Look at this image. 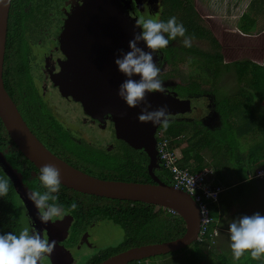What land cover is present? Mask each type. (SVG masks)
<instances>
[{
    "label": "flooded vegetation",
    "instance_id": "af4514ba",
    "mask_svg": "<svg viewBox=\"0 0 264 264\" xmlns=\"http://www.w3.org/2000/svg\"><path fill=\"white\" fill-rule=\"evenodd\" d=\"M83 1L21 0L23 13L18 15V23L10 30L8 25L11 58L7 61L4 83L30 129L49 150L74 167L105 179L104 171L99 169L107 170L109 177L122 175L116 166L99 164V152L116 157L124 154L129 144L117 138L111 115H105L103 119L95 118L84 110L81 102L66 94L67 85L58 71L59 64L67 59L60 44L65 21ZM119 2L132 18L143 16L142 0ZM160 54L161 63L165 55ZM189 99L191 101L193 98ZM205 110L206 113L198 118L207 126L219 125V116L213 109L212 99L208 98ZM187 114L171 118H187ZM25 160L11 143L1 146L0 170L16 187L22 208L23 228H28L30 232L38 231L49 242L55 241L53 252L44 257L43 264L102 262L104 259L101 260V255L116 246L112 244L124 234L118 218L120 206L109 211L97 195L79 192L61 183L57 202L64 207L65 214L63 218L44 224L38 217V209L27 195L30 190L45 191L39 180L40 169L33 168ZM162 166L160 162L155 172L157 177L164 180ZM149 176L153 182L152 176ZM143 182L149 180L145 178ZM73 202L78 205L74 211L71 210Z\"/></svg>",
    "mask_w": 264,
    "mask_h": 264
},
{
    "label": "trees",
    "instance_id": "16d2710c",
    "mask_svg": "<svg viewBox=\"0 0 264 264\" xmlns=\"http://www.w3.org/2000/svg\"><path fill=\"white\" fill-rule=\"evenodd\" d=\"M159 1L162 6L159 20L166 22L172 16L177 17V20L182 22L186 27L187 35L192 36L193 40L198 39L209 42L212 48L211 51H205L195 45H192L190 48L184 45H171L159 52L161 53L160 56L165 55L164 60L171 64H177V61L183 60L184 57L188 55L190 56V63L197 65L207 76L206 78L192 77L187 83L174 86L172 89L178 93L180 98H198L203 96L205 93L202 89L203 83H210L213 86L211 89L212 95L215 97L217 96L216 102L213 103V109L219 116V125L210 127L204 124L203 120L198 117L193 118L189 116L187 118H173V122L168 128H159V131L163 132V137L171 138V145L173 148H178L180 150L182 154V158L179 161L180 166L187 167L192 172H199L211 165L205 155L207 150L212 151L215 156V154L221 151L223 145H227V152L231 151L230 147L234 149L231 140L236 139L237 133H248L259 129L264 130V117H256L257 111L254 107L257 99L264 105V61L259 59L225 60L222 53L223 45L221 41L223 30L220 19H213L212 28L205 26L201 22V18L208 16V11L202 7L199 0ZM258 1L261 4L259 9L264 12V0H251L249 6L251 5L258 9ZM21 3V0L12 1V14L9 17L8 23L9 30L18 23V21H16L18 15L23 13ZM257 22V18L246 10L240 17L239 29L245 34H250L256 29ZM9 38L10 36L8 35L3 74L4 79L7 61L11 58V53H9ZM182 39L183 38H177V40ZM177 40L170 41V43H174ZM229 72L235 74L237 86L233 91L231 99L220 98L222 95H220L217 79H220L224 73ZM5 87L7 89L6 84ZM208 98H210L209 95ZM188 115L189 114H187V116ZM261 134H264V132ZM262 139L263 140L253 148L249 155L250 163L252 164L250 169L251 177L257 175L260 167H264V135ZM9 143H11L18 153L26 159L25 161L28 164L38 170L35 164L26 158L18 149L0 118V148L2 145ZM142 151L144 152L143 154ZM142 151L127 145L125 153L117 155L116 157L105 154L104 152H99L100 160L98 163L101 165L116 166L122 176L109 177L106 174L108 172L107 170H99L104 171L103 174H105V179L143 182L146 178L149 182H152L147 173L149 157L144 150ZM94 156L99 155L95 154ZM134 157L136 158L133 159ZM9 160L12 161L11 158H9ZM162 170L163 179L166 182H171L170 172L165 170L163 166ZM216 173L219 175L218 173H220V171L216 170ZM250 176H245V180H243L242 183L231 188L234 189V193L237 188L240 190L244 188ZM0 177L9 179L1 170ZM227 186L229 187V185ZM97 197L102 200L103 204H105L104 207L109 211H114L118 205L120 206L121 214L118 218H120L119 221L124 228V236L121 242L114 247H110L111 250L107 249L103 255H101V260L130 247L159 243L178 238L182 236L186 230L184 219L167 208L141 201L113 199L101 196ZM219 204L220 203H213L210 205L211 216L214 219L210 226L211 233L216 229L218 222L222 220L224 213L220 212V207L222 210L226 207L222 202L220 205ZM23 226L22 208L18 193L15 185L11 181L7 196L0 197V234L10 231L19 234V232L24 229ZM215 238L216 236H208L205 242L196 240V242L190 246L181 249L180 251L189 249L187 252V264H264V260L252 259L250 253H246L239 261H236L233 260L229 253L226 254L221 251L216 252V245L213 244L216 240ZM169 254L170 253L155 257H164ZM155 257L133 261L129 264H149Z\"/></svg>",
    "mask_w": 264,
    "mask_h": 264
},
{
    "label": "water",
    "instance_id": "95a60500",
    "mask_svg": "<svg viewBox=\"0 0 264 264\" xmlns=\"http://www.w3.org/2000/svg\"><path fill=\"white\" fill-rule=\"evenodd\" d=\"M13 0H0V118L19 150L37 168L55 164L61 171V183L79 192L106 198L141 201L174 210L185 223L186 230L178 238L143 244L116 253L99 264H129L186 248L196 242L201 224L200 209L193 196L183 189L156 176L160 167L157 133L161 126L142 123L138 116L141 107L131 108L118 95L119 85L126 79L118 70L115 58L119 49L129 50L128 42L135 32L132 18L119 0H84L68 15L61 33L60 44L67 59L59 64V76L67 85L66 94L82 103L91 116L103 119L111 115L118 139L148 157V172L153 182L102 179L74 167L49 150L30 129L4 83V62L10 9ZM140 46L150 51L146 44ZM158 66L160 57L154 54ZM139 79V76L134 77ZM169 92V91H168ZM152 109L167 105L170 116L191 111L189 98L177 92L164 95L148 94ZM151 110V109H150Z\"/></svg>",
    "mask_w": 264,
    "mask_h": 264
},
{
    "label": "clouds",
    "instance_id": "9594fccd",
    "mask_svg": "<svg viewBox=\"0 0 264 264\" xmlns=\"http://www.w3.org/2000/svg\"><path fill=\"white\" fill-rule=\"evenodd\" d=\"M135 32L129 40V50L119 49L115 58L118 70L126 79L119 85L118 95L131 108L141 107L138 119L142 123L151 122L156 126L168 128L173 122L167 105L152 109L148 94L159 92L169 95L167 87L160 78L161 68L154 60V54L166 49L170 41L183 38L185 47H192L193 37L187 35V29L177 17L172 16L166 22L140 16L135 20ZM146 44L150 51L140 46ZM139 76L137 80L134 77ZM151 109V110H150ZM162 131L157 133V136ZM61 171L53 163L44 164L39 171V180L44 192L30 190L28 198L38 209L40 221L47 224L56 218H63L64 207L59 204L58 193L61 188ZM172 184V182H170ZM11 186L10 179L0 177V197H6ZM214 195V194H209ZM78 205L73 202L71 210ZM230 248L233 259L239 261L246 253L254 260H264V215L256 212L243 215L229 223ZM219 231L216 235H219ZM55 241L49 242L36 231L24 228L19 234L12 231L0 234V264H43L44 257L54 250Z\"/></svg>",
    "mask_w": 264,
    "mask_h": 264
},
{
    "label": "rangeland",
    "instance_id": "374dc122",
    "mask_svg": "<svg viewBox=\"0 0 264 264\" xmlns=\"http://www.w3.org/2000/svg\"><path fill=\"white\" fill-rule=\"evenodd\" d=\"M200 4L204 9L208 11V16L202 17L201 22L210 28H212V21L215 18L220 19L222 25V53L225 60H263L264 61V12L259 9L261 5L258 1L256 9L255 7L249 6L251 0H199ZM145 6V11L143 10ZM162 6L159 0H142V13L145 18L158 19L160 17ZM249 12L252 16L256 17L257 27L254 32L250 34H245L239 29L240 17L243 12ZM171 45H183L182 40H177ZM192 45H195L202 50L211 51L212 48L209 42L205 40H193ZM168 46V47H169ZM186 55V54H185ZM177 64H171L166 62L162 57L160 63L161 74L160 78L162 79L164 85L169 89H172L178 84L187 83L192 77L206 78L205 72L198 68L197 65L190 63V56L186 55L183 60L176 62ZM210 79V77H209ZM214 79V78H212ZM217 84L219 86L220 98H232L233 91L237 86V80L233 72L224 73L220 79H217ZM204 90V95L198 98H193L191 106L193 105L196 108H191L190 117H199L204 112L206 113L205 108L208 103V95L212 99V103L216 102L217 96L212 95L211 89L213 86L210 83H203L202 86ZM219 96V95H218ZM192 106V107H193ZM256 109V117H264V105L257 99L254 105ZM193 109V110H192ZM200 109V111H199ZM208 109V108H207ZM197 110V111H196ZM199 111V112H198ZM264 130H255L248 133H242L236 135V139L231 140V144L234 146V149L230 147L231 151L227 152V145H223L221 151L215 154L212 151L207 150L205 152L206 158L211 163L209 166L213 170V176L216 177V170H219L223 175L230 180L241 179L242 177L248 176V171H250L252 164L250 163V153L259 144L263 139L261 134ZM264 154V153H263ZM238 173V175L234 174ZM247 184L244 185L242 190L236 189L235 194L238 196V199L235 200L234 204L239 206L245 205L247 202L257 201L256 209L254 213L259 212L261 215H264V182H259L256 179H248ZM244 193V194H243ZM250 204H254L249 202ZM234 206V205H233ZM253 213V214H254ZM232 214L238 218L240 213L228 211L226 217L228 221L232 220ZM221 224L218 222V227L221 224V229L219 230V235L213 244L216 245V252L226 253L233 258L232 251L230 248V234L228 232L229 223ZM123 235L120 238H117L112 245L119 244L123 239ZM189 249L184 251L172 252L167 256H159L152 259L149 264H187V252ZM215 251V250H214ZM234 260V259H233Z\"/></svg>",
    "mask_w": 264,
    "mask_h": 264
},
{
    "label": "built area",
    "instance_id": "2783aa9c",
    "mask_svg": "<svg viewBox=\"0 0 264 264\" xmlns=\"http://www.w3.org/2000/svg\"><path fill=\"white\" fill-rule=\"evenodd\" d=\"M157 138L159 161L165 170L170 172L172 184L176 188L190 193L199 206L201 224L197 241L205 242L208 236H217L216 229L212 233L210 232V226L214 221L211 216L210 205L219 203L220 195L225 190V187L216 181V177L213 176V170L210 167H206L199 172H192L187 167H181L179 161L182 158V154L178 148H173L171 138L163 137L161 133ZM210 193L214 195H209ZM169 210L176 213L172 209Z\"/></svg>",
    "mask_w": 264,
    "mask_h": 264
},
{
    "label": "crops",
    "instance_id": "0c3cea01",
    "mask_svg": "<svg viewBox=\"0 0 264 264\" xmlns=\"http://www.w3.org/2000/svg\"><path fill=\"white\" fill-rule=\"evenodd\" d=\"M250 173L251 172L248 171V176L251 175ZM218 174L219 175H217V173H216V181L225 187V190L220 195L219 203L221 204V202H222V204L226 205L224 210H222L221 207H220V212L224 213L223 216H222V220H221L222 222L220 221V223L223 224V223H226L228 221V217H226L228 211L240 213L241 216H243V215H252L254 213V209H256L257 201L256 200L255 201H251L250 200L249 202L254 203V204H250L249 205L248 204L249 202H247L245 205L238 207L237 204H234L235 200L238 199V196L234 193V189H231L232 187H235L236 185L242 183L243 180H245V177H242L241 179H237L235 177L234 179L230 178V180H229L223 175V173L221 171ZM234 174L239 176V174L236 173V172H234ZM249 179H256L259 182H264V167L263 168L260 167L257 175L254 176V177L250 176ZM227 185H229V187ZM234 215L235 214L231 215L232 216V220H233ZM236 218L237 217L235 216V219ZM228 223H230V222L228 221ZM221 224L218 227H216L217 231H219L221 229V227H220Z\"/></svg>",
    "mask_w": 264,
    "mask_h": 264
}]
</instances>
